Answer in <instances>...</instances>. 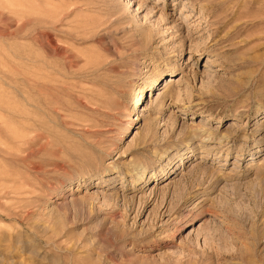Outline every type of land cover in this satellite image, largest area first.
<instances>
[{
	"label": "rangeland",
	"instance_id": "374dc122",
	"mask_svg": "<svg viewBox=\"0 0 264 264\" xmlns=\"http://www.w3.org/2000/svg\"><path fill=\"white\" fill-rule=\"evenodd\" d=\"M0 264H264V0H0Z\"/></svg>",
	"mask_w": 264,
	"mask_h": 264
},
{
	"label": "bare ground",
	"instance_id": "6f19581e",
	"mask_svg": "<svg viewBox=\"0 0 264 264\" xmlns=\"http://www.w3.org/2000/svg\"><path fill=\"white\" fill-rule=\"evenodd\" d=\"M209 62H211V61H209V59H208L207 63H209ZM215 64H216V63H215ZM179 77H180L181 81L185 79V77H184L182 74H181ZM167 80H168V83H167V85H165L166 88H167V86H168L171 82H173V80H171L170 77H169ZM179 81H180V80H179ZM178 83H179V82H178ZM180 84H181V83H180ZM180 84H179V85H180ZM165 87H164V88H165ZM168 93L170 94L169 91H168ZM168 93H167V94H168ZM141 94H142V93H141ZM141 94H140V95H141ZM140 95H139V96H140ZM165 95H166V94H165ZM140 98H141V96L139 97V99H140ZM175 98H176V97H175ZM139 99H138V100H139ZM138 100H137V101H138Z\"/></svg>",
	"mask_w": 264,
	"mask_h": 264
}]
</instances>
